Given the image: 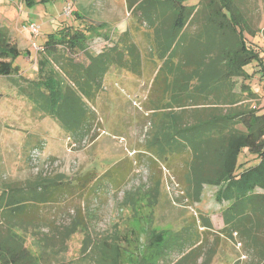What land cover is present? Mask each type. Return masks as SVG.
<instances>
[{"label":"trees","instance_id":"trees-1","mask_svg":"<svg viewBox=\"0 0 264 264\" xmlns=\"http://www.w3.org/2000/svg\"><path fill=\"white\" fill-rule=\"evenodd\" d=\"M127 5L131 25L115 29L119 36L109 35L110 43L98 51L89 40L101 35L105 22L68 18L36 45L33 76L15 63L22 48L0 23V76L12 78L40 112L55 117L75 147L94 145L104 128L100 113L111 110L103 100L110 96L106 83L113 70L149 81L145 106L139 105L151 126L143 147L154 158L147 161L184 155L181 169L173 172L181 198L195 211L181 228L148 229L146 242L135 245L137 258L127 259V231L98 230L79 208L69 222H59L69 195L87 193L109 169L52 174L40 168L28 178L0 181V264H215L225 241L243 247L230 253L235 259L228 264H264V105L254 89L264 82L262 20L250 16L246 0ZM40 152L33 148L30 158L40 159ZM156 170L150 206L165 187L170 190L167 174ZM208 184L217 187L224 222L219 230L211 214L195 206ZM79 232V252L70 255Z\"/></svg>","mask_w":264,"mask_h":264},{"label":"rangeland","instance_id":"rangeland-1","mask_svg":"<svg viewBox=\"0 0 264 264\" xmlns=\"http://www.w3.org/2000/svg\"><path fill=\"white\" fill-rule=\"evenodd\" d=\"M123 2L32 0L28 3V0H0V23L10 27L22 48L15 63L24 69L25 75L33 76L37 70L36 45L42 43L47 34L57 31L66 20L76 18L89 25L105 22L101 26L104 28L98 29L101 35L95 34L89 40L93 51L101 50L110 43L109 35L118 37L119 34L114 30L121 29L127 22L124 20L127 12L123 13ZM188 2L193 4L199 0ZM68 4L73 10L69 15L65 13V6ZM245 6L252 18L260 19L264 24V0H246ZM30 22L39 24V33L24 28ZM145 73L148 78L152 68L147 66ZM107 80L110 96L105 97L103 102L108 103L111 110L105 109L100 113L105 122L104 128L94 145L75 147L71 145L68 134L55 117L40 112L35 100L23 94L12 78L0 76V181L28 178L40 168L52 174H75L92 170L100 173L109 169L107 174L93 182L95 186L93 189L89 187L87 193L69 195L63 210L59 209V222H69L72 215L77 214L76 208H79L87 221L98 230H116L120 233L127 231L130 236L127 259H136L138 250L136 251L135 245L146 242L148 229L153 226L181 228L195 209L181 198V183L173 172L181 169L184 155L177 153L170 162L161 160L160 163H152L153 165L149 163L150 158L147 161V156L154 158L143 147L151 136V126L145 108H140L139 105L145 106L150 82L137 79L119 69L113 70ZM254 89L259 91L264 105V82L254 86ZM36 147L42 148V152L40 159L33 161L30 153ZM156 169L161 171L162 176L167 174L166 177L171 181L170 190L165 187V193L158 202L150 206L149 187L152 185V176L158 172ZM216 189L214 185L205 186L202 202L195 205L196 210L204 208L211 212L219 209L220 205L215 199ZM131 230L136 232L132 235ZM82 239L83 233L75 235L70 255L78 254ZM235 248L238 253L243 247L236 241L233 244L223 242L219 249L221 254L215 264L233 261L235 256L230 253H235ZM248 258L246 254L244 260Z\"/></svg>","mask_w":264,"mask_h":264},{"label":"crops","instance_id":"crops-1","mask_svg":"<svg viewBox=\"0 0 264 264\" xmlns=\"http://www.w3.org/2000/svg\"><path fill=\"white\" fill-rule=\"evenodd\" d=\"M123 1H124L123 2V8L125 10L123 13L125 14V12H127L126 13V17H124V20L127 21V22H126V24L124 26H122V28L126 27V25H128V26L131 25V22H132L131 18H129V12H128L129 10H128V5H127V0H123ZM216 211L217 210H214V211H211L209 213L212 216L215 230H219L221 227L224 226V222L221 220L219 212L218 211L216 212ZM216 261H217V259H216Z\"/></svg>","mask_w":264,"mask_h":264},{"label":"built area","instance_id":"built-area-1","mask_svg":"<svg viewBox=\"0 0 264 264\" xmlns=\"http://www.w3.org/2000/svg\"><path fill=\"white\" fill-rule=\"evenodd\" d=\"M71 12H72V7L70 4H68L67 6H65V13L69 15L71 14ZM24 28L29 29L33 33H39L40 27H39V24H37L36 22H30L29 24H25Z\"/></svg>","mask_w":264,"mask_h":264}]
</instances>
